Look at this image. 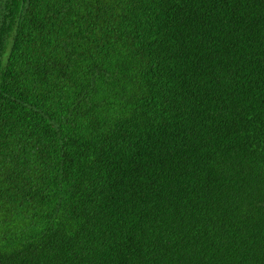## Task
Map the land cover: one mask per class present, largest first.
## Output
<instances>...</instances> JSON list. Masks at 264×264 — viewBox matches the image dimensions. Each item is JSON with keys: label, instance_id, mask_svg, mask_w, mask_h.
<instances>
[{"label": "trees", "instance_id": "obj_1", "mask_svg": "<svg viewBox=\"0 0 264 264\" xmlns=\"http://www.w3.org/2000/svg\"><path fill=\"white\" fill-rule=\"evenodd\" d=\"M0 264H264V0H0Z\"/></svg>", "mask_w": 264, "mask_h": 264}]
</instances>
